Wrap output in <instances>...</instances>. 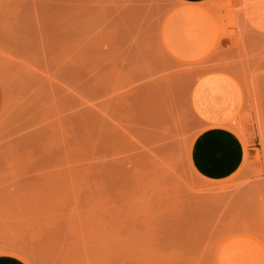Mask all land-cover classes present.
I'll use <instances>...</instances> for the list:
<instances>
[{
    "label": "rangeland",
    "instance_id": "obj_1",
    "mask_svg": "<svg viewBox=\"0 0 264 264\" xmlns=\"http://www.w3.org/2000/svg\"><path fill=\"white\" fill-rule=\"evenodd\" d=\"M110 1L113 28L146 37V56L104 57L99 0H0V253L28 264H264L255 187L240 171L201 176L188 154L202 126L193 87L239 44L247 0ZM165 22L200 44L176 56ZM214 92L223 81L202 78L198 104L213 106Z\"/></svg>",
    "mask_w": 264,
    "mask_h": 264
},
{
    "label": "crops",
    "instance_id": "obj_2",
    "mask_svg": "<svg viewBox=\"0 0 264 264\" xmlns=\"http://www.w3.org/2000/svg\"><path fill=\"white\" fill-rule=\"evenodd\" d=\"M99 1L96 5L100 14L97 26L103 32L104 43L107 42L104 47L113 51L112 55L104 57L128 59L137 57L138 51L142 52L140 56H146L152 50L151 42L146 37L139 41L131 39L128 24L121 23L118 29L113 28L116 25L112 18L113 3ZM245 9L247 29L241 33L239 44H232L226 50L229 60L223 68L200 76L193 87V105L202 126L197 130L188 154L192 166L201 176L227 178L240 171L244 184L255 187L258 232L264 233V2L256 4L247 0ZM198 25L197 22L192 27L197 29ZM187 32H173L165 22L166 46L178 57L200 44L199 37L187 39ZM204 77L217 78L224 83V94H211L213 106L210 104L212 107L208 105V108L199 105L195 96L197 85ZM0 264L28 263L19 255L3 252L0 253Z\"/></svg>",
    "mask_w": 264,
    "mask_h": 264
}]
</instances>
